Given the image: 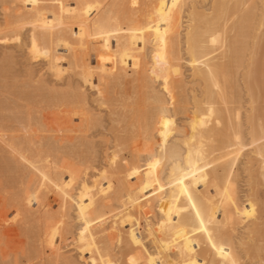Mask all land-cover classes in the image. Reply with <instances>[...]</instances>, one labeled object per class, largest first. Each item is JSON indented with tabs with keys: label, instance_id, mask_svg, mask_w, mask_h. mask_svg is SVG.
<instances>
[{
	"label": "bare ground",
	"instance_id": "obj_1",
	"mask_svg": "<svg viewBox=\"0 0 264 264\" xmlns=\"http://www.w3.org/2000/svg\"><path fill=\"white\" fill-rule=\"evenodd\" d=\"M197 4V0H36V8H33L32 3L28 4L11 17L12 21L5 27L1 38L7 37L19 45L22 41L21 32L27 27L29 40L26 54L29 59L43 61L45 72L56 83H63L66 77L73 76L78 79L80 86L70 85L74 78L69 81L66 91L55 90L54 83V86L48 88L43 80L39 86L44 89L35 87L36 97L49 105L60 107L59 113H62L61 124H46L47 129L44 131L54 134L50 139L52 145L49 143L47 146L50 147L46 146L48 149H34L31 141L19 138L11 127L12 134L6 136L5 133L9 130L0 121V141L8 148L6 150L0 147L1 167L15 175V178L18 177L17 182L13 180L17 190L8 196L12 201L14 215L5 220L0 214V237L13 224H17L18 230L25 234H30L31 229H35L31 234L36 243L33 258L38 262L53 264L49 251L56 235L51 228L55 225L59 230L57 236L60 237L69 229L73 218L81 226V233H84L83 237L80 236V241L83 242L82 252L89 255L90 264H133L131 257L123 252L118 259L113 254L112 238L100 225V213L106 207L102 197L92 196L84 185L76 193H72L80 166L72 165L63 155L62 159L59 158L57 149H68L64 144L69 138L64 139L66 142L63 145L58 144L59 135L53 131L57 132L61 127L72 129L77 138H82L99 124V117L88 107L84 90L87 88L95 91L96 104L108 112L112 122L126 129L125 136L120 135L125 138L120 149L137 147L138 141L131 139L129 135L145 126L142 123L148 116L143 109L146 99L141 87L145 82L142 77V60L146 46H149L147 54L154 69L163 73L166 89L174 88L179 84H175L179 78L175 79L172 74L174 60L178 57L176 47L180 44L181 15L184 8L189 7L183 40L192 75L204 83L203 100L193 97L194 110L189 116L187 128H175L174 122L169 119L162 121L161 136L170 131L183 137L189 135L185 143L186 156L182 163L176 162L169 168L165 183L162 180L161 184L154 172L147 175L142 186L134 193L139 199L132 198L129 205L141 207L142 213H148L152 211V202L160 194L164 196L162 225L163 228L170 226L171 229L160 237V231L152 227L150 234L158 245L163 264H189L190 260L196 261V264H239V255L230 233V227L236 220L233 209L238 204L236 166L244 153L252 150L251 154L255 156L253 160L255 162L256 158L258 163L259 176L264 180V128L258 127L259 122L257 124L255 121L256 96L249 90L252 113L246 119L250 125L248 145L252 149L246 150L249 147L243 142L239 108L234 113V136L224 134V142L218 141L217 136H220L223 127L216 124L218 121L224 123L225 119V110L222 109V101L218 100V96L222 92L224 79L229 81L228 78L231 77H228V67L233 62L240 65L246 53L249 59L244 76L246 83L264 67V57L262 61L258 59L260 44L264 38V33H261L264 27V0L261 16L257 20L254 16V0H212L207 12L201 11ZM232 20V24H229ZM230 32L234 35L229 38ZM213 38H217L216 43H213ZM34 40L38 52L46 55L33 53ZM246 83L247 88H250V83ZM35 98L27 91H20L16 96L17 100L25 104H31L30 100ZM16 109L17 107L12 110L1 107L0 111L7 110L12 114ZM18 118L13 113L8 119L17 124L22 122ZM115 129H112L113 132ZM84 145V142L79 144ZM198 145H202V148ZM160 149L162 162L167 161L170 154H174L162 142ZM245 164L248 166V162ZM248 167L251 170L252 165ZM253 173L247 180L251 178L252 181L248 182L255 187L258 177ZM176 177L183 178L187 195L182 193ZM145 184L156 188L155 196L151 194V188L142 193ZM250 185L251 198L256 199H253L255 204L261 205L256 198L257 194L254 195L257 192H254V187L251 190ZM248 207L247 212L250 209ZM250 213L252 215L253 210ZM253 218L258 217L255 215ZM50 220L55 224L49 223ZM201 221L205 225L204 231L200 230ZM256 222L254 223L257 224ZM252 223L253 221L249 224L250 227ZM255 224L253 225L256 226ZM250 230L246 232L250 233ZM246 242L245 239H239L238 246L247 253ZM6 247L10 248L8 245ZM172 249L176 253L171 256L169 250ZM139 264L149 263L143 258Z\"/></svg>",
	"mask_w": 264,
	"mask_h": 264
},
{
	"label": "rangeland",
	"instance_id": "obj_2",
	"mask_svg": "<svg viewBox=\"0 0 264 264\" xmlns=\"http://www.w3.org/2000/svg\"><path fill=\"white\" fill-rule=\"evenodd\" d=\"M197 1V6L201 11H209L208 9L212 0H206L205 2H202V0ZM28 4H31V0H0V109L2 107L12 110L14 107H17L13 113H15L22 122H17L16 124L10 121L8 118H11L13 113L10 114L7 110L0 111V121H2L6 129L9 130L5 133L6 136L11 135L12 131L16 132L19 138L25 141H31V147L40 150L48 149L46 146L49 143L51 144L52 141L50 139L54 136L52 133L45 132L47 129L46 124L48 126H58L61 124L62 113H59L60 107L49 105L41 98L36 97V93L34 94L35 87L44 89L42 86H39L43 80V83L45 82L48 88L56 84L55 87H53L55 90L66 91L67 85L70 83L69 81H71V79L75 78V80L70 83L72 87L80 86V82H78L76 77L70 76L66 77L65 80L62 81L63 83H56L50 74L47 71L45 72L46 67L43 61H31L29 59L27 56L28 54H26L27 42L29 40V33L26 31L28 29L27 27L21 32L22 41L19 45L12 42L7 37L1 38L5 27L12 21L10 20L11 17L22 11ZM13 5L15 7H13ZM254 5V16L257 20L262 13L263 0H254ZM5 9H7V11ZM188 11L189 7H185L181 15L180 44L176 47L178 57L174 60V72L172 74L175 76V79L179 78L175 83L179 84L174 86V88L169 90L166 89L163 73L161 70L154 69L153 62L147 54L149 52V46H146L147 50L144 52V58L142 60V77L145 82L141 84V87H143L144 97L146 99L143 103V109L148 113V116L142 123L146 125L129 135L131 139L136 142L138 141L137 147L120 149L122 141L125 139L122 136H125L124 130L126 129L112 122L108 112L96 104L95 101L97 98L95 91L87 90V88L84 90L86 91L85 95L87 96L88 107H90L92 113L94 112L96 116L99 117V124L92 130L86 132L82 138H77L72 129H63L61 127L59 131H53V133L59 135L57 138L58 144L63 145V143L66 142L64 139L66 140L69 138L68 142L64 144L68 149H57L59 158L62 159L63 155V158L65 160L68 159V162L72 165L80 166V173L74 180L75 183L72 193H76L77 189L81 185H84L92 196L98 195L102 197L106 207L100 213L102 217L100 225L107 235L112 238L110 241L114 247L113 254L118 259L119 254L123 252L131 257L133 264H139V261L143 258L147 259L148 263L151 262V264H163L158 245L154 242L150 234L153 227L157 228V230L160 231L159 236L163 237L171 228L170 226L165 228L161 227L164 220V210L162 206L164 196L162 194L152 202V211L148 213H142L141 207L130 206V200L137 197L134 194L136 189L142 186L145 177L152 172L157 174L161 180V184L162 180L163 183H165L169 168L176 162L182 163L187 152L185 143L188 141L189 135L183 137L177 135L175 131H170L166 135L161 136L162 121L164 119H169L171 122H174L175 128H187L190 121L189 116H191L194 110L193 97H197L200 101L203 100L202 98L204 96V83L193 77L189 57L184 46L183 36L187 25ZM232 22L233 20L228 23L232 24ZM261 33H264V27ZM233 35L234 33L230 32L229 38ZM263 57L264 38L260 44L258 59L262 61ZM248 60V53H246L240 65H236L233 62L231 66L228 67L230 72L228 77L231 76L228 78L229 81L224 79L221 85L222 92L218 96V100L222 101L221 106L222 109L225 110V119L224 123L218 121L216 125L221 128L223 127L220 136H217L218 141L222 143L225 139L224 134L233 137L236 132L234 113L235 110L239 108L240 114L242 115L241 133L243 142L246 145L249 144L250 137L248 133L250 132V125H248L249 123L246 119L247 116L252 113V110H250L252 104L250 102L249 90H252L254 97L256 96L254 98L256 101L254 103L256 109L254 113V117L256 118L255 121L256 123L259 122L258 127L260 126L261 129L264 128V67L253 74L251 78L252 81L250 80V82L248 80L250 83L249 85L248 82L246 83L247 80L244 77ZM255 82L256 84H254ZM245 83L248 84L250 88H247ZM20 91L30 92V94L36 98L30 100L31 104H25L21 100L16 99ZM10 127L12 131H10ZM114 127H116V129ZM111 128L115 129V133ZM126 135L128 134L126 133ZM82 142H84L85 145L79 146ZM161 142L164 143L167 149L174 152V154H170V158L165 162H162L159 155L162 151V149H160ZM73 145H75V148H72ZM0 147L8 150L1 141ZM198 147L202 148V145H198ZM247 147H249V145ZM250 148L251 147L246 150ZM248 151L250 152L248 153ZM248 151L245 152L246 154L244 153V157H241V160H239L236 166V172L238 171V174L236 173L235 187L238 204H236L233 209L236 220L230 227V233L234 243L233 245L236 249L235 251L239 255V264H264V207H262L264 205V180H261L259 176L258 163L256 158L255 162L253 160L255 156L251 154L252 150ZM41 155L45 156L44 153ZM249 160L252 161V164ZM247 162L248 166L252 165L251 170L250 167L245 164ZM151 165H155V167H150ZM1 166L3 165L0 160V214L7 220L13 218L14 215L12 201L8 196L10 197L11 193L17 190V185L13 183V180L17 182L18 177L15 178V175L6 170L4 171ZM247 170L249 171L247 172ZM245 171L247 173H245ZM249 172H251L250 175L254 172L253 174L258 177L256 178L253 175L254 178H256L255 182H257L255 187L251 186L248 182L249 180L252 181L251 178L247 180L248 177H251L250 175L247 176ZM8 179L11 180L8 181ZM259 181L260 183L258 184ZM249 185L250 188L254 187L253 190L257 193H253L254 195L257 194L256 198L261 205L263 204L262 206L257 202V204L254 203L256 199L253 198V200L251 198L252 192L250 193ZM9 190L10 192H8ZM257 196L260 197L258 198ZM260 199L262 201H260ZM50 202L54 207V203L51 200ZM251 203H253L252 206ZM249 204L250 207H248ZM253 205L256 206L253 207ZM247 207L250 208L248 213L253 210L252 215L250 214L247 216L244 214L247 212ZM54 209H56V207H54ZM256 211H258V213ZM71 215L72 217L74 216L73 213H71ZM255 215L258 217L257 219L253 218ZM250 216H253V219L250 218ZM250 219L253 221L252 226H254V222L257 221V224H255L256 226H254L255 231H253L254 228L250 230L252 227L249 226L252 222ZM50 222L53 225L55 224L52 220H50L49 223ZM7 228L2 237H0L1 264H47L45 261L38 262L33 258V247L36 246V243L31 234L35 229H31L30 234H25L18 230L17 224L11 225V229ZM51 230H53L56 235L53 247L49 251L53 264H90V260L88 259L89 255L82 252L83 242L80 241L81 226L74 221L73 218L69 229L63 232L60 237H58L59 230L55 225ZM247 230H250V233L246 232ZM133 236H135V240ZM248 237L252 241L249 240ZM239 239L243 241L245 239V241H247L245 243L247 253L238 246ZM6 244L10 248H7ZM258 252L259 256H257ZM175 253V249L169 250V255L172 256Z\"/></svg>",
	"mask_w": 264,
	"mask_h": 264
},
{
	"label": "snow or ice",
	"instance_id": "obj_3",
	"mask_svg": "<svg viewBox=\"0 0 264 264\" xmlns=\"http://www.w3.org/2000/svg\"><path fill=\"white\" fill-rule=\"evenodd\" d=\"M31 3H32L33 8H36V0H31ZM13 7H15V6L13 5ZM5 10L7 11V9H5ZM161 15H163V14H161ZM216 42H217V38H213V43H216ZM32 51H33L34 54H37V55H40V54L46 55V53H39L38 52L37 47H36L35 40L33 41ZM150 167H155V165H151ZM176 180H177V183L181 185V191H182V193H184L185 195H187V191L183 187V178L176 177ZM149 188H151V194L153 196H155L156 195V188L151 187V185H149V184H145L144 185V188L142 189V193L148 191ZM161 191H163V189H161ZM137 199H139V197H137ZM189 199H191V197H189ZM141 206H143V205H141ZM81 211H82V214H83V206H82ZM244 214L245 215H250L251 213L245 212ZM170 215H171V209L169 210V216ZM85 224H87V219H85ZM161 227L163 228V225H161ZM200 230L201 231H204L205 230V225H204L203 221H201ZM83 236H84V233L82 232L81 233V237H83ZM133 239L135 240V236H133ZM94 264H96V262H94ZM149 264H151V262H149ZM189 264H196V261L190 260L189 261Z\"/></svg>",
	"mask_w": 264,
	"mask_h": 264
}]
</instances>
